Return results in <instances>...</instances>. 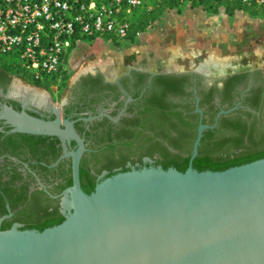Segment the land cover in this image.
<instances>
[{
  "label": "flooded vegetation",
  "instance_id": "1",
  "mask_svg": "<svg viewBox=\"0 0 264 264\" xmlns=\"http://www.w3.org/2000/svg\"><path fill=\"white\" fill-rule=\"evenodd\" d=\"M136 53L119 70L91 66L69 77L66 70L56 82L33 81L0 62V113L7 106L47 121L58 113L72 121L86 148L79 163L86 193L120 172L178 170L185 159L188 167L199 124L207 127L195 157L264 149V68L259 64L208 74L169 68L154 52L158 66L149 68V57ZM75 148L73 139L57 134L11 131L0 117V230L14 225L39 230L66 218L70 209L63 203L65 195L71 199L65 190L72 172L65 153Z\"/></svg>",
  "mask_w": 264,
  "mask_h": 264
},
{
  "label": "water",
  "instance_id": "2",
  "mask_svg": "<svg viewBox=\"0 0 264 264\" xmlns=\"http://www.w3.org/2000/svg\"><path fill=\"white\" fill-rule=\"evenodd\" d=\"M229 110L221 111L227 113ZM11 131L73 139L66 218L43 230H0V264H264V157L223 170L143 167L120 172L86 193V149L73 122L47 121L5 106ZM64 127L61 128L60 126Z\"/></svg>",
  "mask_w": 264,
  "mask_h": 264
},
{
  "label": "rangeland",
  "instance_id": "3",
  "mask_svg": "<svg viewBox=\"0 0 264 264\" xmlns=\"http://www.w3.org/2000/svg\"><path fill=\"white\" fill-rule=\"evenodd\" d=\"M214 7L183 1L166 6L156 19L163 16L168 23L152 21L137 31L131 41L122 44L114 43L107 36L82 39L69 52L67 76L91 66L119 70L146 44L150 45V52L160 54L163 59L179 52L175 57L179 63L177 69L202 70L200 65L210 58L221 61L223 71L247 64L264 68V13L256 18L251 17L249 9L227 13L222 4ZM143 12L141 8L134 9L129 17L137 22ZM204 72L215 74L218 69L211 66Z\"/></svg>",
  "mask_w": 264,
  "mask_h": 264
},
{
  "label": "built area",
  "instance_id": "4",
  "mask_svg": "<svg viewBox=\"0 0 264 264\" xmlns=\"http://www.w3.org/2000/svg\"><path fill=\"white\" fill-rule=\"evenodd\" d=\"M240 1L244 9L264 7V0ZM159 2L0 0V62L33 81L56 82L67 70L69 52L75 44L99 36H107L116 44L127 42L130 27L137 23L129 15L138 8L149 12Z\"/></svg>",
  "mask_w": 264,
  "mask_h": 264
},
{
  "label": "trees",
  "instance_id": "5",
  "mask_svg": "<svg viewBox=\"0 0 264 264\" xmlns=\"http://www.w3.org/2000/svg\"><path fill=\"white\" fill-rule=\"evenodd\" d=\"M179 1L182 0H160L157 6H155L151 11L149 12H143L140 15L139 20L136 24L132 25L129 29V32L127 34V38L129 41L132 40L133 36L137 31L143 30V28L154 21L157 17V14L166 6H172L177 4ZM202 4L204 5H213L214 8H217L220 4H222L226 10L227 13H233L235 10H246L242 7L240 0H220V1H210V0H204L202 1ZM261 11L264 13V7L263 8H252L251 10H248L251 14H256L257 11ZM264 157V149L259 151L258 153L254 154H243V155H235V156H226V157H211V156H202V157H195L192 164L193 167L197 170H223L231 166L240 165L243 163H247L250 161H253L255 159H259ZM187 159L181 164L177 165V168L179 171H184L187 167ZM166 166V165H165ZM58 221V223L62 222ZM57 222V221H55ZM54 222V223H55ZM55 225V224H54ZM44 228H41L39 230H43Z\"/></svg>",
  "mask_w": 264,
  "mask_h": 264
},
{
  "label": "crops",
  "instance_id": "6",
  "mask_svg": "<svg viewBox=\"0 0 264 264\" xmlns=\"http://www.w3.org/2000/svg\"><path fill=\"white\" fill-rule=\"evenodd\" d=\"M183 2L186 3V1H183ZM251 9H249V10H251ZM248 13L251 15V17L255 16L256 18H261L260 16L263 14V12H261L259 10L257 11L256 14H251L250 12H248ZM174 21H175L174 23H177V20L174 19ZM153 23H168V21H164L163 16H160V18L154 20ZM171 23H173V22H171ZM176 53H178V54H176ZM151 54H152V52H150V45L146 44V46H142V47H140L139 50H137V54L136 55L138 56L137 58H142L143 56L147 55L149 57L148 58L149 61L145 62V66L149 67V68H152V67L158 66V64L156 62L157 61V57L155 55H151ZM173 54L176 55V56H173V57L171 56V57H167V58L165 57V63L161 61V64L164 63L169 68L177 69L179 63L177 62L175 57L179 56V52H174ZM157 56H158V54H157ZM218 63H220L221 66H224V64L221 61H219Z\"/></svg>",
  "mask_w": 264,
  "mask_h": 264
},
{
  "label": "bare ground",
  "instance_id": "7",
  "mask_svg": "<svg viewBox=\"0 0 264 264\" xmlns=\"http://www.w3.org/2000/svg\"><path fill=\"white\" fill-rule=\"evenodd\" d=\"M205 60V59H204ZM215 67L217 68L218 70H221L224 68V66H221L220 63L216 62L215 60L213 59H209L207 60L206 62L204 61V63L202 65H200V69L204 70V71H208L209 70V67ZM19 86V85H18ZM29 91V90H28ZM29 96V95H28ZM25 99V98H24Z\"/></svg>",
  "mask_w": 264,
  "mask_h": 264
}]
</instances>
